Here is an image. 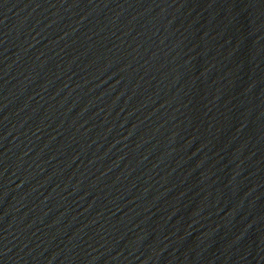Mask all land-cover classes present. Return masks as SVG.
<instances>
[{"label":"water","instance_id":"1","mask_svg":"<svg viewBox=\"0 0 264 264\" xmlns=\"http://www.w3.org/2000/svg\"><path fill=\"white\" fill-rule=\"evenodd\" d=\"M207 0H0V264H152Z\"/></svg>","mask_w":264,"mask_h":264}]
</instances>
